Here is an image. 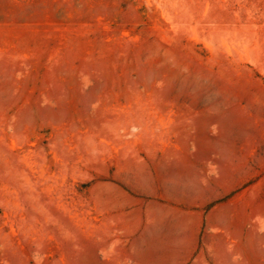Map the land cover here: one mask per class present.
<instances>
[{
    "label": "rangeland",
    "instance_id": "obj_1",
    "mask_svg": "<svg viewBox=\"0 0 264 264\" xmlns=\"http://www.w3.org/2000/svg\"><path fill=\"white\" fill-rule=\"evenodd\" d=\"M0 264H264V0H0Z\"/></svg>",
    "mask_w": 264,
    "mask_h": 264
}]
</instances>
